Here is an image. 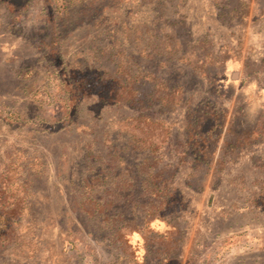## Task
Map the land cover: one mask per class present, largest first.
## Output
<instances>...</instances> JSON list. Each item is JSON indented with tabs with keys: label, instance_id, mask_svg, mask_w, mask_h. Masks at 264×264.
Masks as SVG:
<instances>
[{
	"label": "rangeland",
	"instance_id": "374dc122",
	"mask_svg": "<svg viewBox=\"0 0 264 264\" xmlns=\"http://www.w3.org/2000/svg\"><path fill=\"white\" fill-rule=\"evenodd\" d=\"M0 264H264V0H0Z\"/></svg>",
	"mask_w": 264,
	"mask_h": 264
}]
</instances>
